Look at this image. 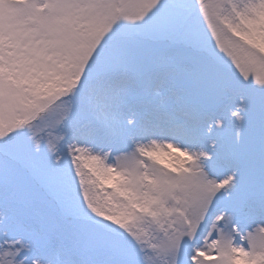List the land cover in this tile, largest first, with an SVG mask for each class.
<instances>
[{"label":"snow or ice","instance_id":"obj_1","mask_svg":"<svg viewBox=\"0 0 264 264\" xmlns=\"http://www.w3.org/2000/svg\"><path fill=\"white\" fill-rule=\"evenodd\" d=\"M0 264H264V0H0Z\"/></svg>","mask_w":264,"mask_h":264}]
</instances>
